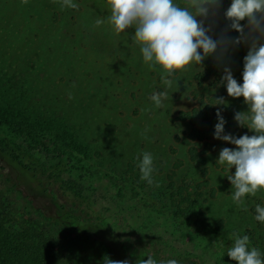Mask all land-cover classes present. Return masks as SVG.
<instances>
[{
    "label": "rangeland",
    "instance_id": "374dc122",
    "mask_svg": "<svg viewBox=\"0 0 264 264\" xmlns=\"http://www.w3.org/2000/svg\"><path fill=\"white\" fill-rule=\"evenodd\" d=\"M74 2L76 9L62 8L61 0H0V84L12 87L30 117V126L17 140L41 159L70 145L74 150L66 157L71 174L86 187L109 226L124 235L142 231L149 239L148 234H163L170 222L152 210L151 193L172 180L175 186L203 194L187 225L197 227L198 212L203 211L209 219L222 218L228 235L235 231L261 241L264 224L254 221L253 215L257 203L264 205V192L246 197V209L232 203L224 175L235 169L229 173L215 162L223 147L235 146L213 135L217 109L226 121L225 133L254 134L234 120L236 112L247 111L243 97H229L220 83L226 66L242 82L243 57L251 40L208 56L207 80L200 78L203 61L166 90L159 73L143 64L133 45L134 28L113 35L105 0ZM228 6L229 0H221L206 21L214 39L231 41L240 35L223 16ZM97 20L104 23L98 25ZM162 91L167 97L155 108L148 98ZM220 98L225 103L215 105ZM182 112H192L195 122L178 118ZM206 112V118L200 117ZM143 151L155 157L158 187L135 179L140 177L136 157ZM177 237L172 239L181 249L200 255L206 264H220L223 242ZM93 248L87 247L97 257Z\"/></svg>",
    "mask_w": 264,
    "mask_h": 264
},
{
    "label": "trees",
    "instance_id": "16d2710c",
    "mask_svg": "<svg viewBox=\"0 0 264 264\" xmlns=\"http://www.w3.org/2000/svg\"><path fill=\"white\" fill-rule=\"evenodd\" d=\"M203 65L200 78L207 80L210 64L204 61ZM11 88L0 84V264H105L106 258L136 264L149 255L158 261L206 264L200 255L174 244L176 234L182 240L221 241L226 253L232 235H228L224 220L209 219L199 211L197 227L187 225L203 194L191 193L185 185L175 186L172 180L151 193L152 210L170 222L163 234H148L146 239L142 231L124 235L110 227L86 187L70 172L66 157L74 150L70 145L65 151L57 147L41 159L17 140L30 126V117L23 100L12 94ZM192 112H182L178 118H191L194 123ZM207 116L206 112L200 117ZM135 179L138 181L139 175ZM247 235L252 245L264 251L263 236L261 241H254L253 235ZM91 245L97 257L88 251ZM220 264L236 262L225 254Z\"/></svg>",
    "mask_w": 264,
    "mask_h": 264
},
{
    "label": "clouds",
    "instance_id": "9594fccd",
    "mask_svg": "<svg viewBox=\"0 0 264 264\" xmlns=\"http://www.w3.org/2000/svg\"><path fill=\"white\" fill-rule=\"evenodd\" d=\"M221 0H188L187 6H181L176 0H105L109 12L107 22L113 35L119 37L134 28L131 41L138 47L143 64L159 73L164 88L178 85L182 74L194 65H201L218 49L226 50L230 45L250 42L247 54L243 57L242 82L234 78L229 67H224L220 83L226 88L227 95L233 98L243 97L247 111L236 112L234 120L247 128L253 135L236 137L225 133L226 121L217 109V123L214 125V138L235 147H223L215 164L223 166L231 185V201L244 206L248 196L264 192V0H229V6L223 16L229 21L230 29L240 35L229 41L225 37L214 39L206 26L208 18L220 6ZM61 7L76 9L74 0H61ZM246 20V25L241 21ZM96 23L102 24L103 20ZM245 28L248 34H245ZM167 91L153 92L149 96L152 106L162 107ZM215 105L224 104L223 98L216 99ZM155 157L149 151H143L136 157V167L140 180L158 187L154 180L156 172ZM253 220L264 224V205H255ZM232 244L225 254L236 264H264V251L252 245L247 234L233 232ZM224 254V255H225ZM223 255V256H224ZM105 264H129L128 260L111 261ZM136 264H179L177 259L158 261L151 255L139 259Z\"/></svg>",
    "mask_w": 264,
    "mask_h": 264
}]
</instances>
